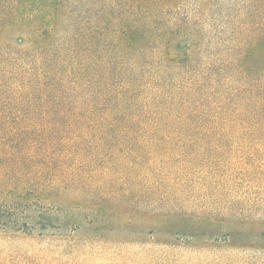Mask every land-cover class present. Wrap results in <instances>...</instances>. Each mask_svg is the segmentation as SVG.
<instances>
[{
  "label": "trees",
  "instance_id": "16d2710c",
  "mask_svg": "<svg viewBox=\"0 0 264 264\" xmlns=\"http://www.w3.org/2000/svg\"><path fill=\"white\" fill-rule=\"evenodd\" d=\"M156 2L94 0V27L71 18L60 34V0H0V193L34 194L37 219L74 197L94 213L177 219L185 235L205 224L224 244L264 238V206L252 212L250 198L264 179L254 163L264 150V24L256 34L227 22L226 50L206 48L213 57L177 14L171 55L164 32L144 35Z\"/></svg>",
  "mask_w": 264,
  "mask_h": 264
},
{
  "label": "rangeland",
  "instance_id": "374dc122",
  "mask_svg": "<svg viewBox=\"0 0 264 264\" xmlns=\"http://www.w3.org/2000/svg\"><path fill=\"white\" fill-rule=\"evenodd\" d=\"M60 2L63 12L58 22L60 34L72 30L71 18L78 26L90 20L86 26L94 27L97 8L94 0ZM161 2L172 0L156 2L160 12L154 23L145 19L144 35L164 32L165 47L171 55L178 53L175 48L178 38L172 36V18L177 14L189 15V25L200 31V48L204 55L213 57L216 54L206 48L210 49L213 43L221 47L219 51L226 50L224 42L230 37L227 22L235 21V27L241 20L249 22L241 31L248 33L255 29L256 34L262 30L260 24H264V11H254L258 5L256 0H177L176 8H172L173 4L166 8ZM66 10L69 11L67 17ZM19 36L17 30L6 35L12 43ZM255 152L254 163L263 172L264 150ZM252 185L250 198L258 202L252 212H257L264 206V179L255 180ZM5 192L7 194L0 193V196L19 198V205L13 207L0 199V264H264V238L251 237L244 243L237 240L224 244L221 234L209 238L203 233L205 224H198L189 231L196 236L189 232L185 235L177 231L181 223L177 219L149 218L147 222H138L129 211L105 209L94 213L88 206L71 203L74 197L58 203L60 208L57 209L44 206L38 211L46 213L44 218L37 219L31 212L39 209L34 194H27L21 188L15 194ZM143 199L141 204L147 208L150 200ZM143 212L146 218L150 217L148 211ZM53 214L58 219L49 220Z\"/></svg>",
  "mask_w": 264,
  "mask_h": 264
}]
</instances>
